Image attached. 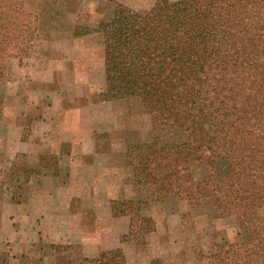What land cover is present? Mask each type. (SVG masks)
Here are the masks:
<instances>
[{
    "label": "trees",
    "instance_id": "16d2710c",
    "mask_svg": "<svg viewBox=\"0 0 264 264\" xmlns=\"http://www.w3.org/2000/svg\"><path fill=\"white\" fill-rule=\"evenodd\" d=\"M37 20L24 0H0V77L9 58L32 48ZM94 30L105 37L101 99H139L158 131L127 140L139 194L111 200L114 215L130 218L123 238L144 245L156 227L152 202L187 200L214 217L238 216L245 233L211 252L197 246L200 264H264V0H156L145 11L118 2ZM27 157L4 171L14 201L32 175L62 173L54 153H42L37 166ZM44 256L22 264H46ZM125 263L121 248L79 261ZM0 264H11L1 249Z\"/></svg>",
    "mask_w": 264,
    "mask_h": 264
},
{
    "label": "rangeland",
    "instance_id": "374dc122",
    "mask_svg": "<svg viewBox=\"0 0 264 264\" xmlns=\"http://www.w3.org/2000/svg\"><path fill=\"white\" fill-rule=\"evenodd\" d=\"M24 1L38 19L37 32L29 52L16 57L20 58L21 64L24 67L27 64L31 65L29 70H35L37 74L44 72L45 56L51 59L48 68L53 69V76H56L59 68L60 83H56L57 81L54 83L34 81L37 91H48V95L45 93L47 95L44 98L45 101L52 100L56 97L54 95L67 93V89L69 90V88L72 92L80 94V92L89 87L91 95L82 97V101L88 102L92 99L104 104L99 108L102 118L98 124V137L103 150L110 152L112 148V140L110 138L112 131L120 130L119 132L123 134L125 142V151L123 153L116 151L118 153L113 152L109 154L108 160L109 162H113L112 167L103 172L107 174V178L110 180L116 174H119L121 178V181L117 185L114 183L111 186V195L114 198H127L138 195V186L132 182L131 178L133 167L127 160V140L153 139L158 131L152 128L150 114L139 99H101V93L106 87L104 72L105 37L103 32L94 29L98 27L102 19L111 15L118 2L137 10L145 11L156 0ZM78 25L80 27H77ZM85 26L91 27L92 30L88 33L75 35V32H82ZM48 44L50 47L47 49ZM77 67L79 68L77 69ZM12 71L13 59L9 58L7 60L5 75ZM5 75L0 77V81ZM0 95L1 101H4V105L12 98L11 93L0 92ZM3 115L2 113L0 120L4 119ZM29 129L30 126H27L25 136L29 134ZM44 153L50 152L45 151ZM27 160L29 164L37 166L36 159L32 155H28ZM11 162L13 163V160H10L7 151L1 145L0 184H2V188H0V228L2 230L4 228V230L0 237V249L10 253L11 264H22L26 255L35 258L42 255L44 251L46 264H79L81 257H85L80 243L67 244L69 247L63 252H52L49 246L52 242L48 241L47 238L42 237L44 239H37L35 242L20 241L23 240V237H27L30 240L31 236H26L18 230L13 232L9 229L12 221L15 224L19 222L14 219V215L11 213L12 209L7 207V204L4 205L5 196L8 198L11 194L13 195L15 190L12 187V183L9 180H5L4 171L11 167ZM52 170L53 168L51 167L50 171ZM33 190L34 188L29 183H25L24 187L20 189L22 193L20 198L24 199L28 197ZM9 202L12 201L9 200ZM4 210L9 212L8 216L10 217L6 222L2 219V211ZM149 211L156 220V227L146 235V243L142 245L136 243L134 240L124 239L123 236L126 233L121 235V240L131 243L133 249H148V236L157 227L162 228V240L156 243V247H154L157 248V251L152 254L151 250L149 253L151 257L149 260L155 261L154 264H200L196 255L197 246H202L204 251L211 252L225 246L231 241L240 240L245 235L238 216L214 217L208 214V211L203 207L192 208L187 200L168 199L164 202L153 201ZM260 213L264 215V207L260 209ZM125 216L128 218L129 232L130 218L127 215ZM92 219L91 217L87 219L89 224L93 221ZM172 240L178 245L174 244L175 246H173ZM41 246L44 248L42 249ZM173 250H175V253H172ZM23 253H26L25 256H22Z\"/></svg>",
    "mask_w": 264,
    "mask_h": 264
},
{
    "label": "crops",
    "instance_id": "0c3cea01",
    "mask_svg": "<svg viewBox=\"0 0 264 264\" xmlns=\"http://www.w3.org/2000/svg\"><path fill=\"white\" fill-rule=\"evenodd\" d=\"M49 47L48 44L47 49ZM12 59L13 71L0 81V92L12 94L6 105L3 101L0 146L13 162L22 153L32 155L38 165L42 153H54L63 174L54 175L53 170L46 169L48 173L31 176L29 184L34 190L28 197L14 201L12 194L11 199L5 196L4 205L12 209L14 219L19 221L17 224L12 221L9 229L31 236L30 240L23 237L20 241L35 242L47 238L59 244L78 242L85 257H98L103 251L119 247L126 255V264H154L155 261L149 260V253L157 251L154 247L162 240V228L157 227L148 236V249H133L131 243L121 240V235L128 232V218L114 215L111 207L114 198L111 186L117 185L121 178L116 174L110 180L103 172L112 167L109 154L123 153L125 142L120 130H115L110 134V152L100 145L98 124L102 116L99 108L104 104L92 99L82 101V97L91 95L89 87L80 94L69 88L67 93L45 101L48 91L44 92L42 86L44 91H37L34 81L60 83L59 68L53 76V69L48 68L51 59L45 56L44 72L37 74L35 70H29L31 65L27 62L24 67L20 58ZM27 126L30 129L25 136ZM8 215V211H2L3 221L10 218ZM90 217L93 221L89 224L87 219ZM3 230L0 228V237ZM174 244L173 241V246L178 245Z\"/></svg>",
    "mask_w": 264,
    "mask_h": 264
}]
</instances>
